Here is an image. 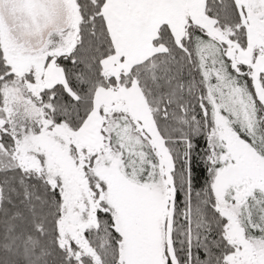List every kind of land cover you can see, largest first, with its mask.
Wrapping results in <instances>:
<instances>
[{"label":"snow or ice","instance_id":"6c2138e0","mask_svg":"<svg viewBox=\"0 0 264 264\" xmlns=\"http://www.w3.org/2000/svg\"><path fill=\"white\" fill-rule=\"evenodd\" d=\"M0 264H264V0H0Z\"/></svg>","mask_w":264,"mask_h":264}]
</instances>
